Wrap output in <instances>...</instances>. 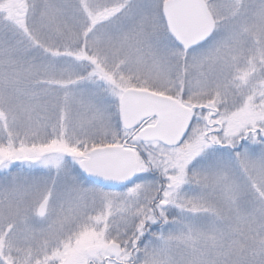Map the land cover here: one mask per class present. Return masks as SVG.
Instances as JSON below:
<instances>
[{"label": "snow or ice", "instance_id": "6c2138e0", "mask_svg": "<svg viewBox=\"0 0 264 264\" xmlns=\"http://www.w3.org/2000/svg\"><path fill=\"white\" fill-rule=\"evenodd\" d=\"M0 264H264V0H0Z\"/></svg>", "mask_w": 264, "mask_h": 264}]
</instances>
